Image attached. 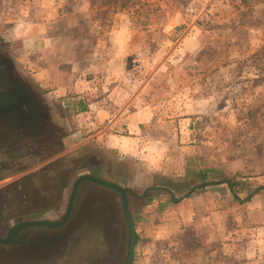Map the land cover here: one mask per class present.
<instances>
[{"label": "rangeland", "instance_id": "rangeland-1", "mask_svg": "<svg viewBox=\"0 0 264 264\" xmlns=\"http://www.w3.org/2000/svg\"><path fill=\"white\" fill-rule=\"evenodd\" d=\"M0 45L30 80L45 70L52 81L60 67L63 86L91 82L82 94L43 91L72 135L74 167L61 164L59 179H67L69 197L81 175L130 191L132 264H264V190L246 200L264 186V0H0ZM116 57L127 70L110 79ZM75 61L83 71L70 75ZM159 68V80L169 81L158 94L161 128L123 156L96 137L106 125H94L90 113L104 121L106 106L119 108ZM207 168L220 173L200 178ZM226 178L234 192L217 184ZM78 189L104 193L114 236L106 264L125 263L130 230L119 193L91 181Z\"/></svg>", "mask_w": 264, "mask_h": 264}, {"label": "flooded vegetation", "instance_id": "flooded-vegetation-1", "mask_svg": "<svg viewBox=\"0 0 264 264\" xmlns=\"http://www.w3.org/2000/svg\"><path fill=\"white\" fill-rule=\"evenodd\" d=\"M3 52L0 45V101L6 103L0 107V181L5 182L0 183V238L5 239L19 223L31 224L18 230L14 243L0 242V260L57 264L65 257L77 262L84 258L83 264H106L114 236L104 193H93L101 191L78 189L71 214L60 227L32 224L61 221L66 214L68 181L59 179V174L63 164L68 170L74 167L72 135L66 134L59 107L30 84ZM16 217L19 222L12 224Z\"/></svg>", "mask_w": 264, "mask_h": 264}, {"label": "crops", "instance_id": "crops-1", "mask_svg": "<svg viewBox=\"0 0 264 264\" xmlns=\"http://www.w3.org/2000/svg\"><path fill=\"white\" fill-rule=\"evenodd\" d=\"M68 64L70 67V75L71 72L77 75L79 72L83 71L82 66L77 61L69 62ZM15 66L21 74L25 73L22 68L25 69L26 67L21 64L18 66L17 63ZM84 70H86V68ZM109 70L110 75L112 74V76L109 77L110 79L120 77V75L124 74L127 70L126 62H122L120 58L116 57L109 64ZM58 72L56 73L57 78L54 75L52 81L47 80L48 75L50 74L49 71L45 72V70L36 72L34 74L35 79L30 80L29 78H26L30 84L37 86L41 91L51 88L56 89L55 92L58 93L59 96L65 95L66 93L82 94L85 92L86 88H89V90L93 89V86L90 84L91 82L86 83L80 80L76 82L72 81L70 84L67 83V85L63 86L59 81L60 73L63 72H61L60 67ZM162 72L163 68H159L153 79L146 83V85H144L139 91L132 92L131 95L128 94V96H125L120 103L117 101L119 103V108H115L112 103L109 106H106L108 110H104V112L107 114V118L104 121L100 119L99 111L97 113H90L94 115V125H106L103 130L97 133L96 137L98 139L105 140L109 148L128 157L135 154L136 148L138 147L136 145H138L142 138L148 139L151 143V136H145V134L151 128L160 127L158 126V123L161 121L160 117H162L163 113L161 110L163 99H161L158 94H161V91L169 87V81L164 79L159 80L158 78ZM118 89H121V86H116L113 90V94L117 95V92L119 91ZM122 95V92L119 91L118 97H121ZM169 126H167V128ZM110 130H113V133L108 134V131ZM155 142L157 144H162L159 140ZM41 165H43V163ZM0 183L3 184L5 182L0 181Z\"/></svg>", "mask_w": 264, "mask_h": 264}, {"label": "water", "instance_id": "water-1", "mask_svg": "<svg viewBox=\"0 0 264 264\" xmlns=\"http://www.w3.org/2000/svg\"><path fill=\"white\" fill-rule=\"evenodd\" d=\"M3 53H4V55H6L5 59H7L11 64H13L15 66V62L12 60V58L7 53H5V52H3ZM5 104H6L5 102L3 104H1V101H0V107L5 106ZM84 181H91L93 183H97L100 185L110 187L119 193L120 199H121L122 211L125 215L126 222H127L128 227H129V230H130L129 256H128V258L124 264H132L133 259H134V250H135V246H136V242H137V233H136L135 226H134L133 216H132L130 209H129V206H128V195L127 194L130 191L128 189L123 188L119 184L109 182V181H106V180H103V179H100L98 177L91 176V175H81L74 182V185H73V188L71 191V195L69 197L67 211H66L64 218L61 221H56V222L39 221V222H34L32 224L47 226L50 228H57V227L62 226L68 220V218L71 214L73 201H74L75 195L77 193L78 187ZM27 224H31V223H19V224L15 225L14 227L11 228L8 236L5 239L0 238V242L3 244L14 243V237L16 236L18 230Z\"/></svg>", "mask_w": 264, "mask_h": 264}, {"label": "trees", "instance_id": "trees-1", "mask_svg": "<svg viewBox=\"0 0 264 264\" xmlns=\"http://www.w3.org/2000/svg\"><path fill=\"white\" fill-rule=\"evenodd\" d=\"M88 107L87 106H83L82 112L87 111ZM209 173H220V171L215 170V169H211V168H207L204 169L202 171L199 172V177L200 178H206L207 175ZM217 184H227L228 188L234 192V188L236 186V183L231 179V178H226L221 180L220 182H218ZM207 186L206 182H203L202 184L198 185L199 188H205ZM110 188V187H109ZM112 189V188H110ZM113 190V189H112ZM264 190V186H259L257 187L254 191H252L248 197L246 198V200H251L253 198L254 195L259 194L261 191ZM115 191V190H114ZM235 197L240 200V197H238L237 195H235ZM242 200V199H241Z\"/></svg>", "mask_w": 264, "mask_h": 264}, {"label": "built area", "instance_id": "built-area-1", "mask_svg": "<svg viewBox=\"0 0 264 264\" xmlns=\"http://www.w3.org/2000/svg\"><path fill=\"white\" fill-rule=\"evenodd\" d=\"M141 57H142V54L139 52V53L137 54V58H136L135 62L138 61V59H140Z\"/></svg>", "mask_w": 264, "mask_h": 264}]
</instances>
